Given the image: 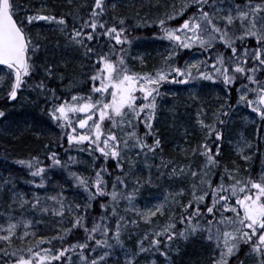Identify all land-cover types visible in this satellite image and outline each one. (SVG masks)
<instances>
[{"label":"snow or ice","instance_id":"6c2138e0","mask_svg":"<svg viewBox=\"0 0 264 264\" xmlns=\"http://www.w3.org/2000/svg\"><path fill=\"white\" fill-rule=\"evenodd\" d=\"M67 2L72 4V0ZM119 3L82 0L67 12H56L48 10L47 0H41L39 8H28L18 0H0V86L9 80L6 98L14 101L29 88L46 93L47 115L61 130V142L67 140L65 152L75 148L88 153L94 172L86 177L71 170L77 157L69 155L62 161L55 151L46 153L47 165L38 155L16 160L30 172L32 178L26 183L44 188L46 177L60 168L66 170L72 186L83 189L87 196L76 203L65 196L63 185H58L55 194L32 191L26 196L15 189L14 177L0 179V191L11 184L7 187L9 200H0V264H139L141 254L152 257L145 264H157V253L169 261V251H178L174 244L196 237L212 245L210 264H229L230 260L231 264H245V259L264 264V156L253 173V153L245 154L252 145L241 137L234 151L243 168L235 160L229 167L217 159L222 155L224 135L221 117L229 115V109L244 104L264 120V0H171L154 20L138 18V25H158L152 37L167 42L166 54L149 70H136L128 62L139 61L142 68L146 65L142 53L131 56L134 37L129 34L128 17L116 12ZM177 17H183L182 22L172 25L170 21ZM37 22H50L64 38L65 48L90 61L86 91L72 90L71 80L63 85L61 73H57L61 95L44 80H33L38 67L34 54L41 44L28 29ZM185 50L197 58L181 61ZM42 71L50 78L54 66L48 64ZM201 81H221L226 89L224 103L208 119L202 104L197 109L196 124L203 137L189 147L185 132L186 143L179 146L185 162L165 157L154 123L159 99L166 94L162 86ZM233 86L235 105L228 102ZM192 98L199 100L195 92ZM4 116L0 109V117ZM195 155L203 163L194 167ZM109 158L115 162V175L106 167ZM141 158L149 172L153 167L157 170V179H187V187L166 189L163 199L140 207V188L152 183L151 174L147 181L131 174ZM156 159L159 163L150 162ZM103 195L108 200L99 204L101 214L91 215V202ZM185 195L187 199L182 200ZM166 211L163 223L153 222ZM36 216H50L56 223L50 225ZM139 222L150 227L133 249L125 240L130 238L129 229ZM41 225L46 231L54 229V234L37 235ZM77 231L81 236L69 240ZM242 247L246 249L244 258L239 256Z\"/></svg>","mask_w":264,"mask_h":264},{"label":"trees","instance_id":"16d2710c","mask_svg":"<svg viewBox=\"0 0 264 264\" xmlns=\"http://www.w3.org/2000/svg\"><path fill=\"white\" fill-rule=\"evenodd\" d=\"M124 1L126 4L123 6L118 5L116 12L118 15L124 14L128 17L126 23L130 28L129 34L134 37L133 41L136 40V37L143 39L136 47H140L138 50H140V52L142 51L146 61V65L143 66V68L139 64V61H133L130 65L136 70H149L154 65H158L160 60L156 52V47H158L157 41L148 40L152 37L153 32L158 31V25L151 23L138 25L136 21L140 17H143L145 20H154L160 13L167 9L171 0H159V3H157L156 0ZM40 2L41 0H18L19 4L27 5L28 8H39ZM47 2L48 10L56 12L60 10L67 12L69 9L81 4L78 0H72V4H69L67 0H47ZM88 2H90V0H88ZM237 2H240V0H237ZM83 10L84 9L81 8V11ZM137 12H139V17L136 16ZM145 13H147V16H145ZM182 18L183 17H177L170 21V23L176 25L182 22ZM69 24H71L70 19ZM28 31L32 33L36 42L41 44V48L34 54L35 63L38 65L33 76L34 81L44 80L48 87H53L58 90V95H61L62 91L61 81H59L57 73L63 74V85L67 86L69 81H72L74 85L72 90L74 91L83 92L90 87L86 79V75L90 74V72H88L90 61L87 62V59L79 52L70 48H65L64 38L56 30L54 25L50 22H37L33 24ZM249 43L252 44L253 41L249 40ZM237 46L239 47V45ZM192 54L193 53H190L189 50H185L181 55V61L189 59ZM48 64L54 66L53 76L50 78L45 77L42 71ZM83 72L85 73L83 74ZM77 79L81 80L79 84L75 82ZM29 82L31 83L32 81ZM193 84H164L162 90L170 88L172 94H168L166 91V94L159 99V106L163 107L164 104V107L167 106L172 110L171 114L168 116L170 120H168V118L166 119V110L164 108H159L158 118L154 122L161 136L163 155L165 157H173L176 161L180 162H185V158L179 151V146L185 145L186 143L184 138L185 132L188 134L187 144L189 147L198 144L203 137V133L196 124V113L195 111L192 112L187 105L189 100L187 92L189 93L193 88ZM8 85L9 80L6 78L3 85L0 86V109L5 111V116L0 117V179H10L14 177L15 179L12 180V183L15 184V189L23 191L26 196L30 195L32 191H39L41 194L44 192H47L49 195L55 194V192L59 190L58 185H63L66 197L74 199L76 203H82L83 199H86L87 194L83 189L72 186L71 178L67 176L66 170L60 168L53 169L46 177L48 179V184L45 185L44 188L26 183V181L30 180L32 177L29 170L15 162L20 158H27L29 155H38L41 161L47 165L50 164V159L46 156V153L49 151L59 153L62 161H67L69 155L76 156L77 161L71 166V170L77 171L86 177L94 175L92 171V161L88 160L82 163L78 152H74L73 150L65 152V149L68 148L67 140L65 138L63 142H61V130L47 115L46 93L38 88L25 89L23 92H19L21 95H29L24 102L15 101L9 103L5 95L8 90ZM194 85H197V82ZM198 85L200 86L197 93L203 100V107L208 111L206 119L211 118V114L219 108L220 104L224 103L226 89L221 81H201ZM228 102L233 105L237 103V91L235 86H233L231 95L228 97ZM236 108L229 109V115L221 117V119L224 120V135L223 143L221 144L222 155L217 156V159L220 160L222 164L226 163L229 167L232 166V161L235 160L236 163L240 164L243 168L239 156L234 151L237 142L243 137V139L247 140L252 145L251 148L245 150V154L249 151L253 153L250 166L253 173H255L258 171V164L261 157L264 156V120L255 115L251 108L244 105L243 108L245 111H251L249 113L252 119L245 128L244 133L241 134L239 128L240 117L235 114ZM177 124L179 126L174 129L173 127ZM4 128L6 131L1 132ZM30 130H34L32 131V137L30 139L26 137L23 139L22 136L24 133H29ZM143 130V126H141L140 131L143 132ZM149 142H151L150 138ZM192 159L194 167L203 163V158L199 155L193 156ZM151 163H159V160H153ZM95 166L99 167L100 161H97ZM106 167L109 170H113V175L117 174L115 171V162L112 158H109L106 162ZM125 169H127L126 163ZM148 172V168L146 170L137 169V172H133L134 178L138 177L144 181H147L151 174L152 183H145L141 186L140 199H143V197L149 199L148 195L151 197L154 192L159 194L164 193L166 187L181 185L187 187V179H157L158 173L154 167L149 173ZM106 178L109 180L111 179V177ZM7 187H11V184L7 185ZM7 187L3 191H0V200L5 202L10 198ZM110 187L111 184L109 183V188ZM129 187H131V184H129ZM181 199L186 200L187 195L181 197ZM107 200V195H103L92 201L90 209L91 215L99 216L102 211L99 204ZM175 211L179 213L180 208L178 207ZM35 219L44 220L46 223H50V225L56 223L50 216H36ZM166 219L167 211L163 217L154 218L153 222L159 220L160 223H163ZM149 227V224L139 222L136 228L129 229L130 238L126 239L125 243L129 247L135 249L136 240L139 239L143 231L147 230ZM177 227H180V225L178 224ZM53 234L54 229L46 231L44 230V225H41L40 230L37 232V235ZM80 236L81 232L77 231L75 237H69V240ZM65 242L67 243L69 241L66 240ZM14 243L16 246H19V242ZM44 246L46 245H41V247ZM176 248H178V251L172 252V254L169 252L171 264H210L211 262L212 245L199 237L189 239L188 241H179L176 243ZM245 251L246 249L242 247L239 253L241 258H244ZM117 254L119 255V253ZM158 258L159 264H162V258L160 256H158ZM109 264H122V261H109ZM229 264H231V260ZM245 264H249V259H245Z\"/></svg>","mask_w":264,"mask_h":264},{"label":"rangeland","instance_id":"374dc122","mask_svg":"<svg viewBox=\"0 0 264 264\" xmlns=\"http://www.w3.org/2000/svg\"><path fill=\"white\" fill-rule=\"evenodd\" d=\"M149 41H157V44H158V47H156V52H157V55L159 56V57H161V55H163V54H166L165 53V49L167 48V42L166 41H162V40H158V39H154L153 37H151L150 39H148ZM141 41H143V39H136L135 41H133V44H132V48H131V56H133V57H135V56H137L138 54H141L142 53V51L140 52V50H138V48H140V47H136L138 44H140L141 43ZM151 52V51H150ZM143 54V53H142ZM145 54V53H144ZM191 58H197V55L195 54V53H193L192 55H191ZM131 59H129V61H130ZM128 61V62H129ZM196 82H194V84H195ZM198 83H200V82H197V85H198ZM193 83H191V85H192ZM193 84V88L189 91V93L187 92V96H188V102H187V105H188V108L189 109H191L192 110V112H194L195 111V113H196V111H197V109L201 106V104L203 105V100L200 98V95L197 93V91H198V88H199V86L200 85H194ZM174 86V85H173ZM162 91H164V92H166L167 91V93H171L172 94V90H170V88H168L167 90H162ZM193 92H195V95L196 96H198L199 97V100L197 101V100H194L193 98H192V94H193ZM197 93V94H196ZM196 102H197V104H196ZM164 103V102H163ZM160 104V103H159ZM243 106H244V104H240V105H238V107L236 108V110H235V114L237 115V116H239L240 118H239V128H240V132H241V134L242 133H244V130H245V128L247 127V125H248V123H250V121H251V119L252 118H250L251 117V114L249 113V112H251L250 110L249 111H245V109L243 108ZM159 108H164L166 111V119L168 118V120H170V117H168L170 114H171V111L172 110H170L169 109V107H164V104H163V107H160L159 106ZM206 110V109H205ZM206 112L208 113V111L206 110ZM188 117V116H187ZM255 119V118H254ZM151 139V138H150ZM132 157L135 159V154L133 153L132 154ZM80 159H81V161H82V163H85V162H87L88 160H91L90 159V156H89V154L88 153H85V152H80ZM141 160H142V158H141ZM138 161H140V160H138ZM137 161V162H138ZM153 161V160H152ZM152 161H150V162H152ZM136 165H137V163H136ZM135 165V167L131 170V174H132V176H133V172L135 173V172H137V166ZM126 168H128V165H127V163H126ZM149 173V172H148ZM176 187H178V186H176ZM175 186H172V187H166V189H169V188H171V189H175L176 188ZM165 189V190H166ZM163 195H164V193H157V192H154L153 194H152V196L150 197V195H148V197H149V199L148 198H146V197H143V199H140V195L137 197V203L140 205V207H143L145 204H150V203H152L153 201H155V200H160V199H163ZM178 207H176L175 209H177ZM132 248V247H131ZM173 248H176V244H174L173 245ZM170 252V254H172V252L174 253V252H176V251H169ZM170 254H169V257H170V260L169 261H165L164 259H163V257H161L160 255H159V253H157L156 255H155V259L157 260V264H159V258H158V256H160L161 258H162V261H163V263L162 264H171V256H170ZM141 256H144V257H141ZM141 256L138 258V260H139V264H145V262L146 261H148V260H150L152 257L150 256V255H144V254H141ZM249 264H251V260H249Z\"/></svg>","mask_w":264,"mask_h":264},{"label":"bare ground","instance_id":"6f19581e","mask_svg":"<svg viewBox=\"0 0 264 264\" xmlns=\"http://www.w3.org/2000/svg\"><path fill=\"white\" fill-rule=\"evenodd\" d=\"M78 1H79V3H82V0H78ZM145 1H147V0H145ZM240 2H242V1L240 0ZM124 4H126V2H125L124 0H120V3H119L118 5L123 6ZM46 56H47V55H46ZM87 62H88V60H87ZM88 72H89V68H88ZM84 73H85V72H83V74H84ZM75 82H77V83L79 84V83L81 82V80H80V79H77V80H75ZM82 82H83V81H82ZM28 96H29L28 94L21 95L20 93H18V97H17L14 101H9V100H8V102H9V103H13V102H15V101H22V102H24L25 99L28 98ZM177 126H179V125L177 124V125L174 126L173 128L176 129ZM5 131H6L5 128L1 130V132H5ZM32 131H34V130H30L29 133H28V132H27V133H24V135L22 136L23 139H24L25 137L30 139V138L32 137V135H33ZM72 150H73L74 152H78V153H79V156H80V152H79V151H77L75 148H73ZM85 153H86V152H85ZM136 166H137V168L140 169V170H146V169H147V168L144 166L142 160L138 161ZM83 201H84V199H83ZM141 257H144V256H141Z\"/></svg>","mask_w":264,"mask_h":264}]
</instances>
